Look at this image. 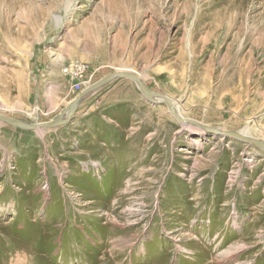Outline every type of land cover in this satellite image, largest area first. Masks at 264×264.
I'll return each instance as SVG.
<instances>
[{"label":"rangeland","instance_id":"obj_1","mask_svg":"<svg viewBox=\"0 0 264 264\" xmlns=\"http://www.w3.org/2000/svg\"><path fill=\"white\" fill-rule=\"evenodd\" d=\"M243 2L0 0V114L62 118L79 62L85 89L133 72L183 118L264 142V0L228 34ZM0 264H264V150L132 79L65 125L0 121Z\"/></svg>","mask_w":264,"mask_h":264},{"label":"water","instance_id":"obj_2","mask_svg":"<svg viewBox=\"0 0 264 264\" xmlns=\"http://www.w3.org/2000/svg\"><path fill=\"white\" fill-rule=\"evenodd\" d=\"M117 79H132V80L134 79L137 87L140 90V92L147 99H149L152 102L157 103V104H166L171 115L181 124L194 125L197 128L206 130L210 134L222 135V136H226V137H233V138L241 140L245 143L253 144V145L257 146L258 148L264 150V143L255 139V138L245 136V135L238 133V132L219 131V130H217V129L209 126V125H206V124L197 122L195 120L183 118V117L179 116L177 114V112L175 111V105L173 104L171 99L164 97V96L154 92L153 90H151L145 83H143V81L138 76V74L133 73V72H118V73L112 74L110 76H107V77L99 80L97 83H95L91 87L85 89L81 94H79V96L75 100L72 101V103L69 105V107L66 111V116H64L62 118H58L56 120H53L50 122H45V123L29 124V123H26V122H23L20 120H16L14 118L0 114V121L5 122L6 124L11 125V126H18L21 128H27V129H31V130H38L41 128H53V127L65 125L72 119V117L74 116V114L76 113L78 108L87 99L86 96L91 95L92 93H94L95 91H97L98 89L103 87L105 84H107L111 81L117 80ZM160 98H163V99H160Z\"/></svg>","mask_w":264,"mask_h":264},{"label":"bare ground","instance_id":"obj_3","mask_svg":"<svg viewBox=\"0 0 264 264\" xmlns=\"http://www.w3.org/2000/svg\"><path fill=\"white\" fill-rule=\"evenodd\" d=\"M237 4V3H236ZM251 5H250V0H244V2H243V4H241L240 6H238L237 7V12L236 11H234L236 14H235V16L234 15H232L231 16V18H230V20H229V25H228V27H227V30H228V34H229V32H230V29L232 30H234V29H236V30H238V33L240 32V29H241V26H242V20H243V13H244V11L246 10V8L247 7H250ZM68 7V9L70 10L71 9V6H67ZM225 9V8H224ZM233 10V9H232ZM234 10H236V9H234ZM252 10H255L254 8H252ZM226 12V11H225ZM236 34V37L238 38L239 37V34ZM191 35H193L192 34V32H191ZM191 39H192V36H191ZM189 41H190V39H189ZM192 41V40H191ZM190 41V42H191ZM189 44L190 43H188V46H189ZM192 54V53H191ZM193 55V54H192ZM192 57V56H191ZM139 76V75H138ZM140 78H141V76H139ZM134 80V79H133ZM141 80H142V78H141ZM135 81V80H134ZM143 81V80H142ZM143 83H145L144 81H143ZM161 95V94H160ZM89 96V95H88ZM88 96H86V98L88 97ZM162 96H164V95H162ZM78 97V96H77ZM76 97V98H77ZM164 97H166V96H164ZM75 98V99H76ZM168 98V97H167ZM74 99V100H75ZM147 99V98H146ZM160 99H163V98H160ZM147 100H149V99H147ZM149 101H151V100H149ZM172 102H173V104L175 105V111L177 112V114L179 115V116H181V114H180V112H179V110H178V107H177V104L172 100ZM64 116H66V112L64 113ZM63 116V117H64ZM181 117H183V116H181ZM38 130H40V129H38ZM217 130H219V131H222V130H220V129H217ZM241 134H243V135H245V136H251V129L249 128V127H246L245 128V130H243L242 132H240ZM260 141V140H259ZM264 143V142H263Z\"/></svg>","mask_w":264,"mask_h":264},{"label":"built area","instance_id":"obj_4","mask_svg":"<svg viewBox=\"0 0 264 264\" xmlns=\"http://www.w3.org/2000/svg\"><path fill=\"white\" fill-rule=\"evenodd\" d=\"M63 74L74 92L80 94L84 91L85 82L82 79L86 74L85 64L79 62L69 64L63 69Z\"/></svg>","mask_w":264,"mask_h":264},{"label":"crops","instance_id":"obj_5","mask_svg":"<svg viewBox=\"0 0 264 264\" xmlns=\"http://www.w3.org/2000/svg\"><path fill=\"white\" fill-rule=\"evenodd\" d=\"M113 93H114V95H117L118 93L117 92H115V91H113Z\"/></svg>","mask_w":264,"mask_h":264}]
</instances>
